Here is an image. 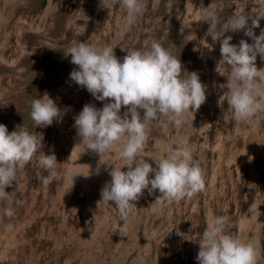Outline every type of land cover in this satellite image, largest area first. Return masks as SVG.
I'll return each instance as SVG.
<instances>
[{"label":"rangeland","instance_id":"rangeland-1","mask_svg":"<svg viewBox=\"0 0 264 264\" xmlns=\"http://www.w3.org/2000/svg\"><path fill=\"white\" fill-rule=\"evenodd\" d=\"M21 1L24 2L22 11L8 24L0 25V92L7 94L0 107V124H4L9 132L21 125L38 137L42 134L37 157L54 153L57 175L47 185L38 181L37 173L47 175V172L40 168L34 157L19 174L18 183L6 189L14 192L20 203L15 206L14 216L7 217L3 214L4 202H0V264H123V261L124 264H198L195 257L199 244L196 241L217 216L228 218L227 232L243 242L252 243L258 252L257 264H264V115L248 122L231 119L225 98L227 89L219 87L227 82L230 69L220 65L218 70L223 75L217 71V62L221 58L219 41L205 36L208 24L204 21L209 12L217 16L225 12V19L240 13L256 18L255 15L264 13V0H178L180 23L174 29L176 36L164 47L180 59L185 71L198 73L201 83L206 86L208 105L203 109L201 123L196 128H189L190 137L187 133L183 137L180 127H175L168 118L158 117L148 129L141 155L156 167L153 160L163 157L169 144L181 147L187 138L193 161L202 170L205 189L190 199L164 201L159 205L154 201L160 195L159 191L149 194L145 189L135 202L137 207L126 230H122L123 222L116 214L115 206L100 201L102 187L111 180L110 166L100 164L98 155L86 151L75 133L74 118L83 106L93 104L102 108L104 102L95 100L70 79V72L76 65L70 63L71 56L65 57L64 52L78 40L97 48L112 46L115 55L122 60L126 50L144 49L153 39L156 41L157 36H162L174 17V6L169 5L170 0H143V15L134 28L122 34L126 12L119 5L109 11L96 6L99 0ZM9 8L10 0H0V16ZM84 15L91 16L86 18ZM70 17L78 21L74 23L76 31L68 24ZM177 22L174 21V26ZM259 25L254 29L257 36L264 29V18L259 19ZM51 29L67 40L63 46L48 36L49 41L41 32ZM226 35L232 36V44H238L241 39L253 42L243 30L229 31ZM22 38L26 49L20 42ZM26 50L37 57L32 58ZM255 63L258 70H264V60L259 56ZM17 69L23 72H17ZM15 74H20L22 79L14 82ZM47 95L61 109L62 118L54 120L51 126L36 128L30 118L29 102L47 98ZM119 144L101 160L123 167L124 161L115 157ZM74 169L90 175L75 177L73 181L70 173ZM126 170L127 166H124L122 171ZM138 222L141 228L137 227ZM9 224L13 226L11 231L6 230ZM153 231L155 236L150 234ZM121 240L126 242L122 244Z\"/></svg>","mask_w":264,"mask_h":264},{"label":"clouds","instance_id":"clouds-1","mask_svg":"<svg viewBox=\"0 0 264 264\" xmlns=\"http://www.w3.org/2000/svg\"><path fill=\"white\" fill-rule=\"evenodd\" d=\"M117 5L126 12L121 27L124 34L143 15L144 3L143 0H99L98 7L110 11ZM255 17L240 13L220 20L214 12H209L204 20L208 24L205 36L220 43L217 71L223 75L218 70L220 65L230 69L227 82L219 87L227 89L226 94L223 93L227 111L235 122H248L264 115V70H258L255 63L257 56L264 60V29L258 36L254 32L264 13ZM241 30L252 43L241 39L238 44H232V36H225L226 32ZM126 52L121 60L112 46L97 48L81 41L73 42L64 52L65 57L71 56L70 63L77 66L70 72V79L95 100L104 102L102 108L85 104L74 118V127L79 143L86 151L98 155L100 164L110 166L111 180L102 187L100 201L115 206L116 214L123 222L122 230L127 229L137 207L135 202L145 189L149 194L159 191L160 195L155 199L157 204L190 199L205 189L202 170L193 161L187 138L181 147L169 144L165 155L153 160L156 167L141 152L151 123L163 116L175 127L184 126L188 114L195 113L205 103L206 86L201 83L198 73L185 71L180 59L155 40L144 49ZM29 103L30 118L36 128L51 126L54 120L62 118L61 109L48 95ZM122 106L126 109L123 115L120 114ZM42 140V134L38 137L21 125L9 132L4 124H0V202H4L3 214L7 217L14 216L15 206L20 201L14 192L6 189L18 183L19 174L34 157L40 168L47 172V175L38 172V181L47 185L57 175L54 153L37 157ZM118 142L115 157L124 161L126 171H122L124 166L115 167L101 160ZM70 175L74 181L75 177L87 178L90 174L74 169ZM228 224L226 216H217L202 232L196 241L199 244L195 257L198 264H257L256 247L230 235L226 230ZM12 227L6 225V230L11 231ZM151 235L155 236V231Z\"/></svg>","mask_w":264,"mask_h":264},{"label":"bare ground","instance_id":"bare-ground-1","mask_svg":"<svg viewBox=\"0 0 264 264\" xmlns=\"http://www.w3.org/2000/svg\"><path fill=\"white\" fill-rule=\"evenodd\" d=\"M252 1V0H251ZM194 2H196V1H194ZM238 2H240V1H238ZM263 2V1H262ZM99 3V2H98ZM201 4H202V2H201ZM246 4H247V2H246ZM245 4V5H246ZM263 4H264V2H263ZM99 5V4H98ZM98 5H96V6H98ZM170 6H174V8H173V12H174V17H173V19L172 20H169V22H168V24H167V26H166V29L167 30H163V34H162V36H157V42H159V43H161L162 44V46L164 47L165 45H168L171 41H172V38L173 37H175L176 35H175V31H174V29L175 28H177L178 27V25H179V23H180V21H179V19H178V14H179V12H180V4H179V2H178V0H170V4H169ZM207 5V4H206ZM205 5V6H206ZM240 5V4H239ZM248 5V4H247ZM250 5H252V2H251V4ZM254 5H255V2H254ZM202 6V5H201ZM204 6V5H203ZM23 7H24V2H22L21 0H10V8L7 10L8 12L6 13H4V14H2L1 16H0V25H2V24H4V25H6V24H8L9 23V21H12L13 20V18H15L16 16H17V14L18 13H20V11H22V9H23ZM237 7H238V5H237ZM243 8V7H242ZM252 8V7H251ZM250 8V9H251ZM254 8V7H253ZM207 9V8H206ZM239 10V9H238ZM185 11V10H184ZM194 11V10H193ZM81 12V11H80ZM154 13V12H153ZM125 14V13H124ZM152 13H150V15H151ZM183 15H184V13H183ZM225 12L224 13H222V14H220V15H218L219 17V19L220 20H225ZM84 16H86V18H88V17H90L91 15H84ZM152 18H154V17H152ZM76 19V18H75ZM73 17H70L68 20H69V25L71 26L72 25V29L74 30V31H76V26L74 25V23L75 24H77L78 23V21L77 20H75ZM74 20V21H73ZM181 20V19H180ZM31 21V20H30ZM50 21V20H49ZM72 21H73V23H72ZM174 21L175 22H177L178 24L177 25H175L174 26ZM151 22H152V20H151ZM33 23V22H32ZM36 23H37V21H36ZM88 23H89V20H88ZM96 23V22H95ZM91 24V23H90ZM79 25V24H78ZM98 25V24H97ZM138 25V24H137ZM90 26V25H89ZM92 26H94V25H92ZM80 27H82V26H80ZM87 27V26H86ZM134 28V27H133ZM79 29V28H78ZM143 29V28H142ZM1 31V30H0ZM81 31V30H80ZM85 31V30H84ZM156 31V30H155ZM42 33H43V35H44V37H46L47 36V39H48V36L49 37H51V39L53 40V41H55V42H61L60 44H58L59 46H63V43H66L67 42V40H64V39H62V37H59L58 35H57V33H56V31H52V29H51V31H41ZM91 32V31H90ZM118 32V31H117ZM137 32V31H136ZM196 33V32H195ZM129 34V33H128ZM197 34V33H196ZM226 34H227V32H226ZM127 35V34H126ZM138 35V34H137ZM148 36V35H147ZM227 36V35H226ZM33 37V36H32ZM138 37V36H137ZM137 37H134V39H136ZM141 38L143 39V37L141 36ZM50 39V38H49ZM48 39V40H49ZM101 39V38H100ZM104 39V38H103ZM113 39V38H112ZM129 39V38H128ZM132 40H133V38H132ZM154 40V39H153ZM237 40V39H236ZM236 40H235V42H236ZM249 40V39H248ZM50 41V40H49ZM76 41V40H75ZM78 41V40H77ZM103 41H105V40H103ZM20 42L23 44V47H24V49H26V44H25V39L24 38H22L21 40H20ZM135 42V41H134ZM100 43V42H99ZM126 43H128V41L126 42ZM233 43V42H232ZM101 44H103V42L101 43ZM123 44V43H122ZM129 44H130V42H129ZM93 45H94V42H93ZM97 45V43L95 44V46ZM218 45H220L219 43H218ZM100 46V45H99ZM105 46V45H104ZM126 46V45H125ZM124 46V47H125ZM131 46H132V44H131ZM209 46H210V43H209ZM97 47V46H96ZM101 48V47H100ZM122 48V47H121ZM210 48V47H209ZM208 48V49H209ZM219 49V48H218ZM20 51V50H19ZM18 50H17V52H19ZM26 53L28 54V55H30L32 58H36L37 56H36V54H32V53H30L29 52V50H26ZM119 53V52H118ZM219 53V52H218ZM217 53V54H218ZM18 54H20V53H18ZM120 54V53H119ZM27 57V56H26ZM22 60H23V58H22ZM196 61V60H195ZM42 64V63H41ZM73 65V64H72ZM210 65V64H209ZM21 66V65H20ZM41 66V65H40ZM61 67V66H60ZM66 67V66H65ZM75 67H77V66H75ZM68 68H70V67H68ZM209 68V67H208ZM17 72H20V71H22L23 72V70L22 69H17L16 70ZM2 73V72H1ZM0 73V74H1ZM29 73L30 72H28L27 73V75H29ZM12 77V76H11ZM22 79V77L20 76V74H15V75H13V77H12V80L15 82L16 80H21ZM45 81V80H44ZM59 83V82H58ZM7 84V83H6ZM10 84V83H9ZM75 84V83H74ZM4 85V84H3ZM22 85V84H21ZM11 86V85H10ZM9 87V86H8ZM46 88V87H45ZM9 89V88H8ZM56 90H57V88H56ZM209 91H210V89H209ZM14 93V92H13ZM63 93V92H62ZM66 93V92H65ZM6 93H2V92H0V107L2 108V102H3V100L5 99V97H6ZM53 95V94H52ZM60 95V94H59ZM62 95V94H61ZM18 104V103H17ZM206 105H208V93H207V91H206V101H205V103L204 104H202L201 106H200V108L198 109V110H196L195 111V113H189L188 114V117H187V124L186 125H184V126H182V127H180V133L182 134V136L183 137H185L187 134L189 135V137L191 136V128L190 127H197V125L199 124V123H201V121L203 120V117H202V113H203V109H204V107H206ZM18 107V106H17ZM16 108V107H15ZM21 109V108H20ZM26 109V108H25ZM15 110V109H14ZM21 110H23V108L21 109ZM126 109L122 106V109H121V115H123V112L125 111ZM3 112H4V110L2 109L1 110V114H3ZM73 113V112H72ZM19 116H21V115H19ZM255 119V118H254ZM255 123H256V120H255ZM190 128V129H189ZM193 129V128H192ZM149 130H150V128H149ZM76 133V132H75ZM187 133V134H186ZM199 135V134H198ZM78 139V138H77ZM244 139V138H243ZM77 143V142H76ZM119 143V142H118ZM81 146V145H80ZM83 147V146H82ZM85 148V147H84ZM83 148V149H84ZM75 149V148H74ZM86 150V149H85ZM75 151V150H74ZM82 152V151H81ZM78 153V152H77ZM76 153V154H77ZM83 155V154H82ZM158 156H159V154H158ZM78 158H79V156H78ZM75 161V160H74ZM82 163V162H81ZM70 173V172H69ZM70 177V176H69ZM85 178V177H84ZM69 179V178H68ZM81 180V179H80ZM84 181V180H83ZM78 183V182H77ZM73 184V183H72ZM80 185V184H79ZM77 190V189H76ZM64 192V191H63ZM75 195V194H74ZM76 196V195H75ZM91 196V195H90ZM89 196V197H90ZM93 196V195H92ZM91 198V197H90ZM155 199V198H154ZM101 200V199H100ZM150 201V200H149ZM155 201V200H154ZM96 202V201H95ZM164 203V202H163ZM171 203V202H170ZM149 204H150V202H149ZM148 204V205H149ZM155 204V203H154ZM157 204V203H156ZM169 204V203H168ZM78 205V204H77ZM89 205V204H88ZM101 205V204H100ZM147 205V206H148ZM159 205V204H158ZM150 206V205H149ZM163 206V205H162ZM101 207V206H100ZM111 207V206H110ZM150 207H152V206H150ZM154 207V206H153ZM156 207H159V206H157L156 205ZM105 209H106V207H105ZM164 209V208H163ZM165 209H167L166 207H165ZM106 211V210H105ZM147 211H148V209H147ZM150 211V210H149ZM103 213V212H102ZM108 213H109V211H108ZM150 213V212H149ZM151 214V213H150ZM254 214V213H253ZM147 216H149V215H147ZM133 218H134V216H133ZM138 219V218H137ZM142 219H144V218H142ZM135 221H137L136 219H135ZM144 221V220H143ZM151 221V220H150ZM85 222V221H84ZM172 222V221H171ZM131 223V222H130ZM134 223V222H133ZM133 223H132V226H133ZM137 225H139V226H137V225H135V226H137V227H140L141 225L139 224V222L138 223H136ZM128 226H130V224H128ZM136 227V228H137ZM144 227V226H143ZM141 228V227H140ZM163 228H165V226L163 227ZM162 228V229H163ZM129 229V228H128ZM132 229V228H131ZM134 229V228H133ZM103 230V229H102ZM101 230V231H102ZM110 230V229H109ZM164 230V229H163ZM162 230V231H163ZM250 230V229H249ZM111 231V230H110ZM131 232H132V230H130ZM135 231H136V229H135ZM143 231V230H142ZM142 231H141V233H142ZM244 231V230H243ZM248 231V230H247ZM107 232H109L108 230H107ZM128 232V231H127ZM144 232V231H143ZM129 234H130V232H128ZM134 233V232H133ZM140 233V232H139ZM160 233V232H159ZM243 233H245V232H243ZM242 233V234H243ZM84 234V233H83ZM151 234V233H150ZM107 235V234H106ZM125 235V234H124ZM142 235V234H141ZM134 236V235H133ZM132 236V237H133ZM106 237V236H105ZM160 237V236H159ZM244 237V236H243ZM107 238V237H106ZM130 238H131V235H130ZM144 238V237H143ZM142 238V239H143ZM108 239V238H107ZM131 239H133V238H131ZM146 239V238H145ZM158 239H160V238H158ZM157 239V240H158ZM106 240V239H105ZM104 240V241H105ZM125 240V239H124ZM124 240H121V242L120 243H122ZM244 240V239H243ZM120 241V240H119ZM132 241H134V240H132ZM138 241H139V239H138ZM153 241V240H152ZM109 242H110V240H109ZM108 242V243H109ZM113 242V241H112ZM124 242H126V241H124ZM127 242H129V241H127ZM136 242V241H135ZM140 242V241H139ZM74 243V242H73ZM116 243H117V241H116ZM130 243V242H129ZM259 243V242H258ZM110 244V243H109ZM118 244V243H117ZM123 244V243H122ZM128 244V243H127ZM142 244V243H141ZM136 245V244H135ZM143 245V244H142ZM76 246V245H75ZM104 246V245H103ZM107 246V245H106ZM109 246V245H108ZM112 246L113 245H111L110 246V248L112 249ZM127 246V245H126ZM128 246H130L131 247V244L130 245H128ZM258 246V245H257ZM123 247V246H122ZM103 248V247H102ZM106 248V247H105ZM108 248V247H107ZM128 248V247H127ZM260 248H262V247H260ZM259 248V249H260ZM104 249V248H103ZM124 249V247L123 248H121V250H123ZM126 249V248H125ZM130 249V248H129ZM105 250V249H104ZM133 251V249H130V251ZM140 250H142V249H140ZM103 251V250H102ZM120 251V250H119ZM118 251V252H119ZM146 250H144V252H145ZM104 253V252H103ZM123 253V252H122ZM143 253V252H142ZM115 254V253H114ZM124 254V253H123ZM144 254V253H143ZM143 254H142V256H143ZM146 254V253H145ZM124 256V255H123ZM137 256V255H136ZM145 256V255H144ZM114 257V256H113ZM146 257V256H145ZM111 258V257H110ZM116 258H117V255H116ZM136 258V257H135ZM108 259V258H107ZM114 259H115V257H114ZM141 259H142V257H141ZM110 260V259H109ZM130 260H133V258L132 259H130ZM137 260V259H136ZM136 260H134V262L136 261ZM97 261V260H96ZM114 261V260H113ZM138 261H139V259H138ZM108 262V261H107ZM98 263V262H97ZM123 264H124V261L122 262ZM136 263V262H135ZM126 264V263H125ZM128 264H130V263H128ZM137 264V263H136ZM141 264V263H140Z\"/></svg>","mask_w":264,"mask_h":264}]
</instances>
